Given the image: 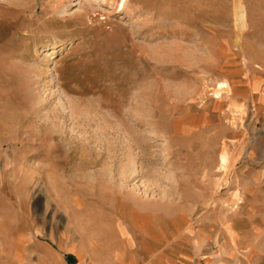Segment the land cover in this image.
<instances>
[{"label": "rangeland", "instance_id": "1", "mask_svg": "<svg viewBox=\"0 0 264 264\" xmlns=\"http://www.w3.org/2000/svg\"><path fill=\"white\" fill-rule=\"evenodd\" d=\"M238 2L0 0V264L120 262L151 229L264 264V0Z\"/></svg>", "mask_w": 264, "mask_h": 264}, {"label": "crops", "instance_id": "2", "mask_svg": "<svg viewBox=\"0 0 264 264\" xmlns=\"http://www.w3.org/2000/svg\"><path fill=\"white\" fill-rule=\"evenodd\" d=\"M154 229L148 230L147 232L143 233V235L138 234L135 236V242L132 249H127V255L121 257L120 262H111V261H104V262H89L85 264H196L195 260H184V259H163L162 257H159L155 254H153V233ZM137 237L143 238L147 243L146 244H139L137 245ZM126 249V248H125ZM145 250V257H139L138 256V250ZM141 253V252H140ZM71 257L73 259L72 264H82L79 262V257L75 254H71ZM144 261L142 262V260ZM216 259H211L208 261L207 264H216Z\"/></svg>", "mask_w": 264, "mask_h": 264}, {"label": "bare ground", "instance_id": "3", "mask_svg": "<svg viewBox=\"0 0 264 264\" xmlns=\"http://www.w3.org/2000/svg\"><path fill=\"white\" fill-rule=\"evenodd\" d=\"M239 0H237V3H236V8H238L239 9V11L241 12V14H242V16H243V13H244V9H242V5L238 2ZM108 2H113L114 4L113 5H115V7L116 8H120V9H124V8H126L127 6H128V4H129V0H108ZM235 3V2H234ZM239 17H240V15H239ZM242 19V18H241ZM242 22H243V19H242ZM224 82V81H223ZM217 89V88H216ZM218 90H223V91H228V85L226 84V83H221V84H219V86H218ZM216 92H217V90H216ZM219 93V92H218ZM164 144V143H163ZM225 157H222L221 158V166H220V169L222 170L221 172H225L226 170H225V165H223L224 164V162H225ZM227 164V163H226ZM133 229V228H132ZM233 240V239H232ZM232 245V244H231Z\"/></svg>", "mask_w": 264, "mask_h": 264}]
</instances>
